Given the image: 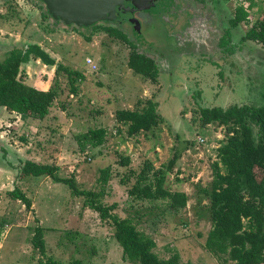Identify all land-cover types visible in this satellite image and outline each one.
<instances>
[{
  "label": "rangeland",
  "instance_id": "rangeland-1",
  "mask_svg": "<svg viewBox=\"0 0 264 264\" xmlns=\"http://www.w3.org/2000/svg\"><path fill=\"white\" fill-rule=\"evenodd\" d=\"M251 3L249 23L232 27L236 7ZM151 5L150 10H131L138 25L124 15L77 26L54 22L39 0H0V61L12 50L23 53L35 45L56 65L84 78L76 81L73 93L66 74L55 77L56 65L46 66L31 55L20 66L23 81L43 91L57 78L54 106L43 120L0 108V264H45L48 258L58 264H132L122 258L111 220H102L84 198L49 177L18 178L25 161L51 162L62 177L73 176L80 190L101 192V204H115L110 213L130 219L154 240L161 259L176 254L183 263L234 264L227 254L206 247L211 230L206 192L217 150L227 137L224 127L202 125L200 110L264 106V48L241 41L264 19V0H153ZM102 27L123 31L138 53L154 60L156 84L128 69L130 46ZM151 98L162 122L128 136L116 111L134 110ZM252 127L256 136L257 127ZM99 128L106 131L105 140L92 147L84 136ZM121 157L129 158V166L120 164ZM148 163L165 172L166 190L186 194L185 208L172 210L164 200L129 196ZM106 168L110 177L102 186L98 179ZM16 188L31 200L29 210L8 196ZM37 226L45 233L46 257L31 243Z\"/></svg>",
  "mask_w": 264,
  "mask_h": 264
},
{
  "label": "trees",
  "instance_id": "trees-1",
  "mask_svg": "<svg viewBox=\"0 0 264 264\" xmlns=\"http://www.w3.org/2000/svg\"><path fill=\"white\" fill-rule=\"evenodd\" d=\"M252 5L253 3L247 7L242 4L237 6L233 18L229 20L230 25L237 27L241 23L248 24ZM101 29L130 46L128 69L153 84L158 82L159 70L154 60L138 53L123 31L110 27ZM223 40L224 38L221 42ZM241 41L256 42L264 48V19L256 21ZM31 55L46 66L56 65L39 46H29L23 53L12 50L6 59L0 61V108L18 113L24 118L43 120L59 96L58 82L55 78L47 91L26 85L20 74V66L28 63ZM62 72L68 77L73 93H76L74 84L78 79H84L82 74L62 64L56 65L55 77ZM157 107L152 98L139 101L134 110L116 111L115 119L127 126V135L132 137L150 131L162 122ZM200 122L204 126L217 124L224 127L227 137L226 144L217 150V161L212 164L213 180L209 192H206L211 221L206 247L215 254H227L234 264H264V106H233L227 110L218 107L205 108L200 110ZM252 126L257 127L256 136ZM105 135L106 131L102 128L92 129L84 136V140L88 145L97 147L103 144ZM120 164L129 166V158L121 157ZM170 167L171 163L168 169ZM150 172L152 179H149ZM17 175L20 179L49 177L54 183L66 185L75 197L84 198L86 206L98 213L102 220H111L115 229L114 239L122 250L124 260L132 264H192L180 262L176 254L169 259L159 258L154 252V240L143 236L130 219H119L110 213L116 208L115 204L102 205L98 199L101 192L96 194L80 190L75 178L62 177L57 166L25 161ZM165 175L164 171H154L150 163L146 164L144 170L137 174V184L128 191L129 196L150 201L164 200L172 210L185 208L186 194L166 190L163 187ZM109 177V168L101 169L98 183L106 185ZM8 196L20 201L27 210L31 208V200L18 188L9 192ZM31 243L42 257H46L42 227L34 228ZM45 264L58 263L48 258ZM70 264L81 262L75 260Z\"/></svg>",
  "mask_w": 264,
  "mask_h": 264
},
{
  "label": "water",
  "instance_id": "water-1",
  "mask_svg": "<svg viewBox=\"0 0 264 264\" xmlns=\"http://www.w3.org/2000/svg\"><path fill=\"white\" fill-rule=\"evenodd\" d=\"M44 3L48 15L54 22L90 26L98 21L118 17L117 11L125 14L127 20L138 25L131 17L133 7H141L148 0H39ZM146 2V3H145ZM152 3L153 0H150ZM138 7V8H139Z\"/></svg>",
  "mask_w": 264,
  "mask_h": 264
},
{
  "label": "bare ground",
  "instance_id": "bare-ground-1",
  "mask_svg": "<svg viewBox=\"0 0 264 264\" xmlns=\"http://www.w3.org/2000/svg\"><path fill=\"white\" fill-rule=\"evenodd\" d=\"M152 3L150 2V0H149V3H147L145 6H144V8L146 9V10H150V8H152V5H151ZM147 16V15H146ZM156 16V15H155ZM155 16H153V17H155ZM169 16V15H168ZM151 17V16H150ZM149 17V18H150ZM167 17V16H166ZM162 18V17H161ZM164 18V17H163ZM173 18V17H172ZM152 19V18H151ZM159 19V18H158ZM144 21V20H143ZM155 21V20H154ZM160 21V20H159ZM161 22V21H160ZM155 23H157V22H155ZM165 23V22H164ZM163 24V23H162ZM145 26V25H144ZM151 28V27H150ZM145 29V28H144ZM148 30H149V28H148Z\"/></svg>",
  "mask_w": 264,
  "mask_h": 264
},
{
  "label": "flooded vegetation",
  "instance_id": "flooded-vegetation-1",
  "mask_svg": "<svg viewBox=\"0 0 264 264\" xmlns=\"http://www.w3.org/2000/svg\"><path fill=\"white\" fill-rule=\"evenodd\" d=\"M149 1V0H148ZM146 3V2H145ZM133 9L134 8H132L131 10L133 11ZM125 14L123 13V12H121V11H117V16H118V18L119 17H121V16H124ZM126 18V17H125ZM132 18H133V16H132ZM133 19H135V18H133Z\"/></svg>",
  "mask_w": 264,
  "mask_h": 264
},
{
  "label": "crops",
  "instance_id": "crops-1",
  "mask_svg": "<svg viewBox=\"0 0 264 264\" xmlns=\"http://www.w3.org/2000/svg\"><path fill=\"white\" fill-rule=\"evenodd\" d=\"M43 91H47V89L44 88ZM45 164H49V165H51V162H48V163H45ZM44 234H45V233H44Z\"/></svg>",
  "mask_w": 264,
  "mask_h": 264
}]
</instances>
